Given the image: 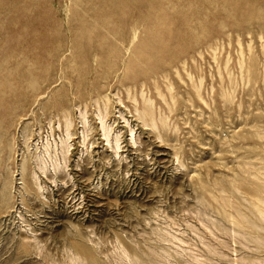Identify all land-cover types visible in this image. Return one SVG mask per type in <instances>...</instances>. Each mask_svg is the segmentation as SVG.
<instances>
[{
    "label": "rangeland",
    "instance_id": "1",
    "mask_svg": "<svg viewBox=\"0 0 264 264\" xmlns=\"http://www.w3.org/2000/svg\"><path fill=\"white\" fill-rule=\"evenodd\" d=\"M0 264H264V0H0Z\"/></svg>",
    "mask_w": 264,
    "mask_h": 264
},
{
    "label": "bare ground",
    "instance_id": "2",
    "mask_svg": "<svg viewBox=\"0 0 264 264\" xmlns=\"http://www.w3.org/2000/svg\"><path fill=\"white\" fill-rule=\"evenodd\" d=\"M66 3V2H65ZM79 3V0H75V5H77ZM67 4V3H66ZM138 5V4H137ZM81 9V8H80ZM62 10V9H61ZM83 11V10H82ZM92 11V10H91ZM67 14V13H66ZM70 14H71V12H70ZM86 15V14H85ZM128 15V14H127ZM113 17H114V15H113ZM124 17V16H123ZM128 17V16H127ZM69 18V17H68ZM129 18V17H128ZM91 19V18H90ZM147 19V18H146ZM105 20V19H104ZM104 20H102V21H104ZM125 20H126V18H125ZM128 20V19H127ZM134 22V21H133ZM136 22V21H135ZM137 23V22H136ZM144 23V22H143ZM130 24V23H129ZM133 25H134V23H132ZM143 26V25H142ZM91 27V26H90ZM133 28H134V26H132ZM131 27V28H132ZM136 27V26H135ZM141 29V28H140ZM126 30H127V28H126ZM125 30V31H126ZM95 31V30H94ZM103 31H105V30H103ZM120 31V30H119ZM68 32V31H67ZM132 32V31H131ZM138 32H139V30H138ZM69 33H71V32H69ZM148 33H151V32H148ZM156 33V32H155ZM155 33H153V31H152V34L154 35ZM158 33H156V35H157ZM103 35L104 34H99V36L101 37V38H103ZM108 36H111V35H109V34H107ZM52 36L54 37L55 36V34H45L44 35V38H45V42L43 43V45H41V43H39L38 45H37V47H45L46 49H48V50H50L49 48L51 47V46H53L54 44H53V42L51 41V38H52ZM92 36H94V33H92V32H88V31H86V32H81V33H78V32H74L72 35H71V37L73 38V45H72V47H69L68 48V51H75L74 49H76V50H81L82 49V46H83V44L82 43H79V39L80 38H82V37H92ZM125 36H126V34H125ZM133 35H131V37H132ZM144 36V35H143ZM141 34H139V33H136L135 35H134V37H132L133 39H131V40H129V42H130V44H129V49L127 48L126 50H127V53H125L126 54V56H128L129 54L132 56V59H131V62L132 61H134L135 63H138V64H140V63H146L145 62V60H143V57L146 55V53L145 52H147L146 50H147V48H152V47H156L157 45L158 46H160L159 44H157V45H153V46H148L145 42L144 43H141V40L142 39H144V37H143ZM55 37H57V36H55ZM99 37V38H100ZM158 36H155V38H157ZM113 38V37H112ZM126 38V37H125ZM191 38V37H190ZM53 39V38H52ZM113 40H116V39H113ZM138 40H140L139 42H138ZM126 41H128L127 39H126ZM121 42H123V41H121ZM135 42L137 43L138 42V44L135 46ZM117 43V42H116ZM119 43V42H118ZM124 43V42H123ZM127 45V44H126ZM146 46V47H145ZM107 47V46H106ZM123 47H125V46H123ZM132 47H134V48H132ZM88 48V47H87ZM126 48V47H125ZM146 48V49H145ZM125 51V50H124ZM123 51V52H124ZM140 51V52H139ZM69 54V53H68ZM66 55V54H65ZM64 55V56H65ZM76 54L75 53H73V57L75 56ZM95 55V54H94ZM123 55V54H122ZM125 56V57H126ZM98 57V56H97ZM124 57V58H125ZM96 58V57H95ZM120 58V57H119ZM74 59H75V57H74ZM95 60V59H94ZM122 60V59H121ZM120 60V61H121ZM96 61V60H95ZM123 61H125V60H123ZM142 61V62H141ZM92 62H94V61H92ZM131 62H129L128 61V67H126V68H131L132 67V65H133V63H131ZM97 63V62H96ZM113 64V63H112ZM124 65H125V63H123ZM141 64V65H142ZM186 64V63H185ZM94 66H95V64H93ZM135 65V64H134ZM61 67V66H60ZM96 67V66H95ZM105 67V66H104ZM123 68V67H122ZM128 69V70H129ZM175 69V68H174ZM92 70H95L94 68L92 69ZM96 70H97V68H96ZM189 70V69H188ZM117 71V70H116ZM121 71V70H120ZM181 71V70H180ZM64 72V71H63ZM62 72V73H63ZM96 72V71H95ZM122 72V71H121ZM117 73V72H116ZM115 73V74H116ZM188 73H190V72H188ZM93 74V73H92ZM99 74V73H98ZM107 74V73H106ZM119 74H120V72H119ZM193 74V73H192ZM191 74V75H192ZM194 75V74H193ZM192 75V76H193ZM94 76V75H93ZM108 76V75H107ZM110 76V75H109ZM118 76V75H117ZM188 76H189V74H188ZM89 77H91V74L89 75ZM169 78V77H168ZM115 79H118V78H115ZM153 79V78H152ZM65 81H66V79H65ZM91 81V80H90ZM183 81V80H182ZM67 82V81H66ZM157 82H158V80H157ZM130 86V85H129ZM168 86V85H167ZM201 86V85H200ZM107 87V86H106ZM172 87V86H171ZM145 88H146V86H145ZM170 88V87H169ZM96 89V88H95ZM110 89H108V91H109ZM118 90V89H117ZM116 90V91H117ZM144 90V89H143ZM49 91V90H48ZM87 91H88V89H87ZM97 91V90H96ZM140 91H141V89H140ZM111 92V91H110ZM121 92H122V90H121ZM142 92V91H141ZM141 92H139V93H141ZM91 93V92H90ZM109 92H107V94H108ZM116 93V92H115ZM118 93V92H117ZM93 94V93H92ZM45 95V94H44ZM43 95V96H44ZM89 96H90V94H88ZM99 95H100V93H99ZM118 95V94H117ZM140 95V94H139ZM143 95V94H142ZM157 95H159V94H157ZM92 96V95H91ZM90 96V97H91ZM98 96V95H97ZM102 96V95H101ZM100 96V97H101ZM89 97V98H90ZM118 97H120V95L118 96ZM148 97V96H147ZM97 98V97H96ZM99 98V97H98ZM151 98V97H150ZM101 99V98H100ZM108 99V98H107ZM134 99V97L131 99V100H133ZM135 99H137V98H135ZM148 99H149V97H148ZM93 100H95V99H93ZM105 100V99H104ZM155 100V99H154ZM174 100V99H173ZM138 102V101H137ZM106 104V103H105ZM146 104H147V102H146ZM152 104H153V101H152ZM152 106V105H151ZM107 107V106H106ZM136 107V106H135ZM107 109V108H106ZM109 109V108H108ZM65 110V109H64ZM159 110V109H158ZM167 115V114H166ZM101 117V116H100ZM102 119V118H101ZM158 119H159V117H158ZM69 121V120H68ZM128 121V120H127ZM144 121V120H143ZM101 122H102V129H103V131H104V135H105V138H106V141H108V142H111V139H110V129L106 126V124H105V122H104V120L102 119L101 120ZM145 122V121H144ZM152 122V121H151ZM154 122V121H153ZM70 123V122H69ZM66 125H67V123H66ZM147 125V124H146ZM67 127V126H66ZM133 130V129H132ZM133 132V131H132ZM150 132V131H149ZM67 135V134H66ZM71 135H69L68 137H70ZM158 138V137H157ZM115 143H116V146L115 147H117V149H119L120 148V144H119V140H121L118 136H116L115 137ZM117 152V151H116ZM178 158V157H177ZM43 162V161H42ZM55 216H53V219H54V222H57V221H61V220H59L58 218H54ZM63 222V221H62ZM40 230H41V228H40ZM43 232H45L44 230H43ZM55 237H56V235H55ZM34 239H38V235H34V237H33ZM38 241V240H37ZM37 245V244H36ZM76 248H77V250L78 251H80V252H82V253H84L86 256V258H90L92 261H96L95 260V254L92 252V250H91V248L90 247H88L87 245H77L76 246ZM82 255V254H81ZM28 260V259H27Z\"/></svg>",
    "mask_w": 264,
    "mask_h": 264
}]
</instances>
